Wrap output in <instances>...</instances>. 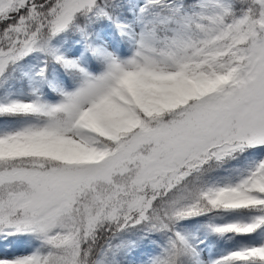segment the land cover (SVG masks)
Listing matches in <instances>:
<instances>
[{"label": "snow or ice", "instance_id": "6c2138e0", "mask_svg": "<svg viewBox=\"0 0 264 264\" xmlns=\"http://www.w3.org/2000/svg\"><path fill=\"white\" fill-rule=\"evenodd\" d=\"M0 264H264V0H0Z\"/></svg>", "mask_w": 264, "mask_h": 264}]
</instances>
